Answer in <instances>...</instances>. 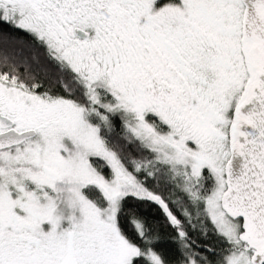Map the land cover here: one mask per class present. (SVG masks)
Wrapping results in <instances>:
<instances>
[{
    "label": "rangeland",
    "instance_id": "374dc122",
    "mask_svg": "<svg viewBox=\"0 0 264 264\" xmlns=\"http://www.w3.org/2000/svg\"><path fill=\"white\" fill-rule=\"evenodd\" d=\"M40 1L0 0V18L32 34L57 62L76 73L92 107L28 92L16 85L15 76L11 79L4 75L0 81V113L16 120L17 131L37 132L29 142L0 151V264H132L141 254L119 232L121 195L132 190L140 196L157 198L107 149L99 129L88 120L95 105L120 112L129 131L159 161L187 179L200 178L204 169L212 173L216 187L206 199L207 213L234 247L221 264H252L253 253L240 241L242 224L221 207L232 128L239 121L236 112L243 101L244 79H251L243 61L241 29H236L242 19V0H160L152 13L153 0L111 1L109 9L131 10L143 19L137 31L157 41L179 75L178 105H153L150 98L144 108L139 107L140 88L123 81L140 82V73L132 74L130 64L145 67L149 63L148 55H138L130 48L126 36L130 32L97 29L94 41L109 40L114 47H106V51L111 49L117 54L92 62L78 43L62 39L59 32L49 29L48 21L40 22ZM158 12L159 19L153 16ZM107 17L111 24L112 18ZM138 32L134 43L142 40ZM205 33L212 39L207 45L213 48L204 45ZM169 47L179 54L172 57L174 52ZM162 127L165 131L160 130ZM93 157L109 164L111 180L93 168ZM25 167L40 170L70 188L56 194L45 188L30 191L18 176L24 175ZM88 184L99 186L109 200L106 208L97 207L84 195L83 188ZM148 257L154 264H163L155 254Z\"/></svg>",
    "mask_w": 264,
    "mask_h": 264
},
{
    "label": "trees",
    "instance_id": "16d2710c",
    "mask_svg": "<svg viewBox=\"0 0 264 264\" xmlns=\"http://www.w3.org/2000/svg\"><path fill=\"white\" fill-rule=\"evenodd\" d=\"M246 63L250 77L253 74L250 60ZM4 75L11 79L15 76L16 85L33 94L48 99H70L87 109L92 107L87 89L76 73L57 62L45 44L32 34L0 18V81ZM94 108L88 120L99 129L107 149L157 198L140 196L132 190L121 195L117 215L119 232L141 251L132 264H154L148 257L150 254L159 256L163 264H221L234 247L207 213L206 199L216 187L212 173L204 169L200 178L187 179L159 161L129 131L120 112L98 105ZM160 130L165 131V127ZM91 164L107 180L113 178V171L104 159L93 157ZM23 171L24 175L18 176L30 191L45 188L56 194L70 188L69 184L54 180L40 170L25 167ZM83 193L101 209L109 204L96 184L85 186Z\"/></svg>",
    "mask_w": 264,
    "mask_h": 264
},
{
    "label": "water",
    "instance_id": "95a60500",
    "mask_svg": "<svg viewBox=\"0 0 264 264\" xmlns=\"http://www.w3.org/2000/svg\"><path fill=\"white\" fill-rule=\"evenodd\" d=\"M241 43L251 63L252 82L232 128L230 158L225 166L226 189L221 207L242 222L240 241L253 252L252 264H264V0H242ZM79 38L87 34L77 30ZM14 121L0 113V151L34 139L35 130L19 132Z\"/></svg>",
    "mask_w": 264,
    "mask_h": 264
},
{
    "label": "flooded vegetation",
    "instance_id": "af4514ba",
    "mask_svg": "<svg viewBox=\"0 0 264 264\" xmlns=\"http://www.w3.org/2000/svg\"><path fill=\"white\" fill-rule=\"evenodd\" d=\"M111 1L112 0H41L39 5V20L42 23L48 21L50 23L49 29H54L55 32H59L62 39L78 43L82 49L88 52L92 57V62H95L101 57H111L117 54L116 51H112L111 49L106 51V47H114L109 40L105 41L99 39L98 41H94L97 29H108L109 31L116 29L117 32L121 29L123 32H130L129 34H126L130 41H128L130 48L138 52V55L141 52L144 53L145 57L148 55L149 61L148 65L145 67L141 66V63L135 62V64H130L132 74H136L137 72L140 73L139 76L142 77V79L139 80L140 82H136L133 79L131 82L127 81V79L123 80L140 88L142 101L139 107L144 108L146 106L145 103H147V100L150 98L153 101V105H157L158 103L166 106L169 105L171 107L178 105L179 102H181V82L178 81L180 80L179 75L177 74L173 62H170L167 58L168 55L165 56L160 50L157 41L148 39L137 31L142 28L143 19L137 18L131 10L121 11L118 8L109 9ZM159 1L160 0L152 1L150 13L154 10L155 5L159 4ZM243 13L244 6L242 19ZM104 14H106V16ZM107 14L112 18V20H110L111 24L107 22L109 21ZM160 14L161 12H158L157 14H153V16L159 19L161 17ZM242 19L240 20V23L237 22L236 29H242ZM100 25L102 28H100ZM105 25H107V28L103 27ZM77 30L84 31L87 34V37L84 39L79 38ZM135 32H138V38L144 40V42H142V40H139L140 42L138 43L132 42L135 38ZM132 33L134 36H131ZM202 37L207 41L204 45L213 48V46L207 45L209 42L212 43L211 37L206 33L204 36L202 35ZM112 38L114 40L117 39L115 36H112ZM169 50L174 52L172 57H176V55L179 54V52H176L173 47H169ZM244 56L243 50V61L245 64L246 60ZM141 62H144V59H142ZM126 65H129L128 59H126ZM115 67H120V65ZM123 71L124 70H122V73H124ZM123 78L130 79L127 75H124ZM252 79V75L251 79L249 78L248 81L244 79L243 85L245 87L243 90V101ZM168 80L169 83L167 82ZM12 120L16 123V120Z\"/></svg>",
    "mask_w": 264,
    "mask_h": 264
}]
</instances>
